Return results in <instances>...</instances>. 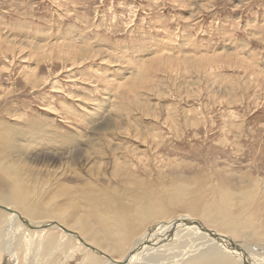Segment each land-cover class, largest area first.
I'll return each mask as SVG.
<instances>
[{
	"label": "rangeland",
	"instance_id": "obj_1",
	"mask_svg": "<svg viewBox=\"0 0 264 264\" xmlns=\"http://www.w3.org/2000/svg\"><path fill=\"white\" fill-rule=\"evenodd\" d=\"M0 129L50 189L100 140L149 181L264 180V0H0Z\"/></svg>",
	"mask_w": 264,
	"mask_h": 264
},
{
	"label": "bare ground",
	"instance_id": "obj_2",
	"mask_svg": "<svg viewBox=\"0 0 264 264\" xmlns=\"http://www.w3.org/2000/svg\"><path fill=\"white\" fill-rule=\"evenodd\" d=\"M105 131L102 139L118 134ZM5 139L0 129V264H264V180L149 181L138 176L139 147L129 152L100 140L68 153L74 163L93 167L86 178L67 166L81 185H66L61 177L70 174L63 171L52 173L50 189L26 161L21 166L13 155H2ZM108 169L113 187L99 182ZM177 209L185 214L164 220Z\"/></svg>",
	"mask_w": 264,
	"mask_h": 264
}]
</instances>
